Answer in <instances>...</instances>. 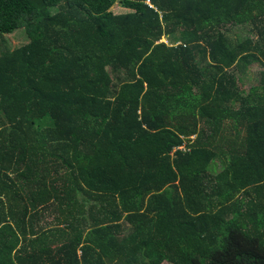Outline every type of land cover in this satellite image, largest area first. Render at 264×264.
Listing matches in <instances>:
<instances>
[{"label":"trees","instance_id":"obj_1","mask_svg":"<svg viewBox=\"0 0 264 264\" xmlns=\"http://www.w3.org/2000/svg\"><path fill=\"white\" fill-rule=\"evenodd\" d=\"M20 30L0 264H264V0H0Z\"/></svg>","mask_w":264,"mask_h":264},{"label":"rangeland","instance_id":"obj_2","mask_svg":"<svg viewBox=\"0 0 264 264\" xmlns=\"http://www.w3.org/2000/svg\"><path fill=\"white\" fill-rule=\"evenodd\" d=\"M113 12L116 15H125L131 13V11L126 10L118 5L114 7ZM29 42L30 40L24 30H20L14 35L5 36L4 38L0 37V47L7 44V46L12 50L20 49L28 45ZM261 70L262 69L259 66H255L251 69L249 73V80L247 81L246 86L244 88L245 91H248L253 86L257 85L258 76L260 75Z\"/></svg>","mask_w":264,"mask_h":264}]
</instances>
